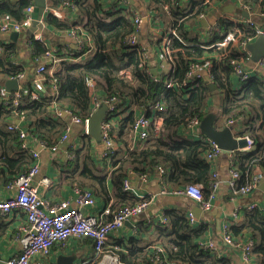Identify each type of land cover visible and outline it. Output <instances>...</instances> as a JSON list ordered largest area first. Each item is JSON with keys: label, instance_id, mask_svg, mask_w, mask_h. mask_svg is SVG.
<instances>
[{"label": "trees", "instance_id": "trees-1", "mask_svg": "<svg viewBox=\"0 0 264 264\" xmlns=\"http://www.w3.org/2000/svg\"><path fill=\"white\" fill-rule=\"evenodd\" d=\"M219 1L189 0L187 5L183 6L182 0H149L147 10L154 12L155 17H168V28H175L181 38L170 39L168 43L163 44L164 48L160 51L162 38L157 39L156 43L151 40L148 49L139 41L140 26L136 27L133 22L129 6L127 8L112 0H69L68 7L76 9V23L80 24L73 23L68 26L51 13L46 16V22L60 29H73L77 26L79 30L83 29L89 42L83 44L80 51L71 50V53L75 52L74 56L80 58L88 53L87 56L83 61L63 60L51 74L47 73L48 82L53 77L56 79L55 98L47 95L40 101L31 100L28 90H23L18 105H13L11 97L4 101L0 99L3 101L0 102V119H5L6 115L12 112L15 114L17 109L18 115H23L26 120L31 121L30 130L25 128L28 135L37 142H44L50 149L57 146L59 137L68 125V121L61 115L53 116L48 113L51 105L68 108L81 119L90 116L93 110L87 80L93 83L95 91H102L105 98L116 97L114 112L107 116L116 118L111 128L116 144L113 153L108 158L98 157L101 149L99 152L96 150L91 136L81 134L82 144L75 147L70 144L71 157L67 159L65 168L63 167V177L66 181L68 179L74 184L73 187L90 189L95 198L97 194L94 190H97L102 197L107 198L104 203L106 205L110 198L105 195L106 175L102 173L100 165L103 161L105 164L108 162L111 167L113 198L117 199L111 202V208L114 209L138 203L146 198L130 200V191L123 188V179L129 177L132 172L155 175V167L158 164L164 169L162 178L167 189L200 182L203 184L204 196L209 194V182L214 169V165L204 158L205 153L210 150L209 142L203 135L200 138L187 135L184 128L194 117L201 119L208 113L207 101L218 91L220 112L226 117V121L232 119L234 123L230 126L237 128L236 135L247 136L254 144V149L250 152L235 150L232 153L233 166L239 172L237 182L242 183L256 171L264 176V73L261 70V75H250L243 81L234 75L232 61H237L245 68L244 61L249 59V54L240 51L233 42L221 49L207 47L230 32L238 42L255 38L254 28L218 14L214 20L217 29L210 31L207 41L203 42L187 27L189 21H199L200 15L206 14L212 5ZM31 2L32 0H0V19L21 21L25 17V8ZM239 2V9L247 6L254 16L264 13V0ZM131 34H135L138 39L135 45L126 41ZM154 45L161 52V60H157L156 55L151 57L149 54ZM1 46L3 52L0 55V72L6 76H18L23 72V67L12 62L19 54L18 44L10 42ZM27 47L31 60L48 51L46 43L34 37L29 39ZM164 62L170 64L167 73L160 71L153 75L145 71L146 67L159 69V63ZM206 62H209L206 69L208 79L215 89H210L202 76L188 75L193 63L204 66ZM232 76L236 77L237 84ZM166 81H170L172 85L167 87ZM158 102L164 103V109L158 112V115L162 116V122L157 133L150 129L145 144L132 146L131 126L136 115L143 111L149 116L151 109ZM132 107L134 109L130 110ZM120 113H123V116L118 118ZM0 137L1 140L15 141L19 148L16 161H19L21 166L17 170L9 171L11 175L8 176L7 183L26 170L33 162V157L29 149L21 148L18 131L4 129L0 124ZM123 148V155H119ZM163 215L165 221H158L157 224L161 229L160 241L152 243L155 245L150 246L151 250L138 248L134 238L129 240L126 248L115 250L124 264H154L151 256L156 245L164 249L163 254L169 261L185 264H229L226 256L199 249L198 240L205 236V224L193 226L186 214L179 209H167ZM106 218L110 219L111 214ZM230 229L235 237H252L255 242L251 251L253 260L255 263L264 264V211L258 208L245 209L242 222L236 226L232 224ZM78 238H88L93 246L91 237ZM97 261L89 264H97Z\"/></svg>", "mask_w": 264, "mask_h": 264}, {"label": "crops", "instance_id": "crops-1", "mask_svg": "<svg viewBox=\"0 0 264 264\" xmlns=\"http://www.w3.org/2000/svg\"><path fill=\"white\" fill-rule=\"evenodd\" d=\"M45 1L46 9L43 15L44 28L41 32L35 33L34 38L40 39L41 41L46 43L48 47L47 52L48 54L53 53V58L60 57L65 61L73 60L71 59V50H76V44L72 36L69 34V29H60L57 26L48 24L46 22V16L50 13L54 15L52 13V9H56L59 15L55 14L54 16L58 17L61 21L67 23V25L70 26L71 24L78 21L76 9H71L70 7H68V5H62L61 0ZM148 1L149 0H128L129 9L139 12V14L141 15L142 23L140 25L138 38L142 44L146 45L147 49L148 43L151 40H154L156 43L157 39H166L171 29V27L168 28V17H155L153 16L154 12L151 11L150 13L147 10V7L149 6ZM188 2L189 0H182L181 4L184 6L187 5ZM30 4L34 7V0H32ZM237 9L238 2L236 0H220L216 4H213L211 8L207 10L206 14H204V19L207 20V23H212L215 20L216 15L218 14L234 19L244 18V16L240 14ZM261 17H256V21L258 24L264 26V18ZM7 19L10 18L0 19V23ZM28 27L29 26L20 30L18 32V36H16L15 38H12L11 36L14 31L0 33V55H2L3 52V46H1V44L6 45L10 42H15L19 46V54L12 59V62L14 64H21L23 67V75L21 77H18V80L20 81V88L17 91H19V93L25 90L28 84L30 85L32 83V80L34 78V71L39 61H46L48 64L47 70L44 72V78H46L47 73L50 74V72L55 67L59 66L58 63L60 61H53V58L49 60L46 58V54H43L35 60L30 59L29 48L27 47L29 39L26 40L21 36V34L24 33ZM187 27L189 31L197 35L201 41H207V34L204 31V26L201 24V19L194 22L189 21V23H187ZM156 45L152 47L153 50L149 51V54L151 57H155L156 55L157 60H161V50L159 51ZM155 49L157 50L156 52ZM87 54H83L81 58L76 57L75 60L83 61ZM152 62L155 63L154 61ZM244 64L250 75L262 74L261 69H257L255 61H253L250 57L249 59L244 61ZM169 69V63H159V69H157V73H160V71L167 73ZM198 75L202 76L205 79L208 73L206 72V70L201 69L199 70ZM10 78H17V76H6L0 72V99H2L3 101L10 97L13 98V95L16 92L11 91L10 94H8L5 90V81ZM232 78L237 84L236 77L232 76ZM43 82L44 89L40 92L41 98L46 97L47 95L50 96V93L54 92L50 82H48L47 80H44ZM96 95H100L101 97H103V92L98 90L96 91ZM2 100H0V102L3 103ZM56 106V109H58L59 111L62 110L61 107L53 104L48 108V113L53 115ZM133 109V107L130 108V110ZM206 109L209 112L215 113L214 127L216 129L230 126L226 121V117L223 116L220 112V93L218 91H215L214 94L209 97ZM14 112L15 114L12 112L11 114L6 115L5 119H0V124L3 125V128L8 130L9 125L18 124L23 129L29 128L30 130L31 121L29 119L26 120L23 115H18L17 113H19V111L17 109H15ZM60 115L62 118H64V120L68 121L67 128L64 130L68 133L67 142L60 143L56 149L50 150L44 145H40V142H37L29 135V145L39 153V172L33 178L32 182L33 184H38L39 193L48 198L51 202L60 199H69L71 201L73 200L74 184H71L68 179L67 181L65 180V178L63 177V171L65 170L64 168L67 164V154L69 153V150H71V148H69L70 144H72L74 147L80 146L82 144V141L80 139L82 129L77 128L75 125H72L74 122L71 119V114L69 112L61 111ZM122 116L123 113H120L118 118H121ZM230 127L232 128L234 137L238 138L239 135H236L237 128L234 125ZM92 141L95 144L96 150L99 152L102 148V144H96L93 139ZM241 150L244 152L246 151L247 153L250 152L251 149H248L247 146H245ZM18 153L19 148L18 144H16L15 141L11 139L1 140L0 137V199H5L8 196L14 194V191L7 190L5 188V185L8 176L11 175L9 171L17 170L18 167L21 166L19 164V161H16V159L18 158ZM123 153L124 148L119 153V155H123ZM228 155V151L222 150V152L213 160L214 170L218 173L220 183L214 197L210 200L211 207L208 210H203L196 201L190 198L180 195L161 193L160 184L158 183L157 178H155L154 174L150 175V178H148L146 181H142L141 179H139V176L137 174H134L133 172L130 173L129 179L131 188L129 193L132 197L130 198V200H138L146 197L150 200V204L143 213L132 218L129 221H126L122 226L118 227L110 233L108 243L106 244L108 248L113 245H118L119 248H117V251L124 249V247L129 244V240L134 238L135 245H137L138 248H141L142 250H151L150 246L155 245L152 243L160 241L159 239L161 229L157 226V224L158 221L161 222L160 217L167 209H179L185 214L188 211H192L194 216L198 220V225L200 226L201 224H205V236L207 235L218 237L221 234V229L225 222L229 221L230 225L234 224V226L240 224L244 219V208L246 209L247 204L263 203L264 190H261L257 187L246 196L234 195L230 191V188L228 186V180L230 178L228 170ZM100 167H102L103 169L102 173L106 175L104 180L106 189L105 195L110 198L109 202L117 201V199L115 200L113 198L114 193L112 190V182L110 176L111 167L109 166L108 162H106L105 164L104 161L102 162ZM49 182L50 185H47ZM94 191L95 194H97L95 198V205L82 208V211L84 213H93L105 206L104 203L107 201V198L105 199L104 196L102 197L100 195V192H98L97 190ZM205 197L207 198L208 195ZM237 208H239V217L237 218V220H233V213L237 210ZM24 219L25 213L19 209L12 210L5 215L0 213V254L3 261L19 253L20 245L17 241L14 240L13 237L17 225ZM119 242L122 243L121 246V243ZM60 254L72 256L74 258V260L71 262L72 264H89L94 262L95 260H98L94 254L92 243L88 238L84 239L71 237L66 242H64L63 245H53L47 255L41 253L35 255L31 260V264H57L56 260L58 255ZM226 257L229 260V264H258L255 263L254 260L249 263L244 262L240 256V253L237 251H233Z\"/></svg>", "mask_w": 264, "mask_h": 264}, {"label": "built area", "instance_id": "built-area-1", "mask_svg": "<svg viewBox=\"0 0 264 264\" xmlns=\"http://www.w3.org/2000/svg\"><path fill=\"white\" fill-rule=\"evenodd\" d=\"M112 1L120 3L125 7L129 6L128 0ZM236 1L238 2L239 6V0ZM61 4L69 5V0H61ZM33 8L34 7L31 4H29L25 8V18L21 22L10 19L2 21L0 23V33L10 31L19 32L20 30L29 26L32 21L31 12L33 11ZM128 10L131 13V18L133 19V22L135 23L136 27H139L142 23L141 15L137 11H132L130 9ZM242 10L247 11L249 13V17H244L240 19H229H233L236 22H241L252 26L255 30V38L259 35L264 36V26L258 24L257 21H255L256 17L264 16V13L254 16V13L251 12L249 7L247 6L246 8H242ZM52 13L54 15H59L56 9H52ZM203 18L204 15H200V19ZM215 24L216 23L214 21L212 23H207V26L204 27V31L206 32L207 36L210 31L217 29V25ZM78 30L79 26L73 29H69V34L72 36L76 44V52L82 49L83 44L89 42L86 32L83 29H80L79 31ZM172 38L181 40L180 35L175 28L170 29L168 37L166 39L163 38L160 50H162L163 44L168 43ZM255 38H248L246 40L238 42L235 39L234 34L230 32L227 33L225 37H223L221 40L216 41L208 45L207 47L221 49L225 47L229 42H233V44H236V46H238V49L240 51H245L247 54H249L246 49V44L255 40ZM126 41L130 45H135L138 42V39L135 34H131L127 37ZM200 45L206 47V45ZM45 54L47 59L50 60L51 58H53V53L48 54V52H46ZM74 54L75 52L71 53V59L73 60L70 61H74L76 59V56H74ZM52 60H60L59 63L63 61V59L60 57L53 58ZM232 64L233 73L239 79L244 81L250 77L249 71L242 65H240L237 61L233 60ZM255 64L257 69L260 68L264 73V58L255 62ZM47 65L48 64L46 61H39L34 71V78L32 80V83L30 85L28 84L27 88L25 89L28 90V95L31 100H41L40 92L44 89L43 81L46 80V78H44V72L47 70ZM208 65L209 62H206L204 66H201L198 63H193L190 66L188 75H198L199 70H206L208 68ZM53 70L50 72V74L53 72ZM150 70L151 69L146 67L145 71L150 72ZM22 75L23 73L18 74L17 78L21 77ZM49 82L54 90V92L50 93V97L55 98L56 79L53 77L49 79ZM87 85L89 87V92L92 99L91 101L93 111L102 102L107 103L108 105V113H106L105 118L101 124L102 148L98 156L108 158L109 155L112 154L113 151L116 149V144L111 134V128L116 118L114 116L107 118V116L114 112L115 102L117 101V98L114 96L110 98H105V96L101 97L100 95H96L93 83L90 80H87ZM171 85L172 83L170 81H166L167 87H170ZM20 99L21 93H19V91H16L13 95V105H18ZM56 108L57 106L55 107V112L53 116H59L61 114V111L69 112L71 114V119L74 123L83 124L81 134H87L86 126L90 116L81 119L79 116L72 114L71 110L68 108L62 109L61 111ZM163 109L164 103L158 102L157 105H155V107L151 109V113L149 116H147L143 111H140L136 115L131 126V134L133 135L132 146H141L145 144L150 129H153L155 133H157L162 122V116L158 115V112L162 111ZM200 121L201 119L197 117L191 119L184 128L185 133L191 137L200 138L202 135L199 128ZM227 122L229 125L234 123L232 119H229ZM8 128L9 130L18 131L19 137L21 139V148L29 149L31 156L33 157V162L30 166L27 167L26 170L20 172L6 183L5 188L7 190L14 191V194L8 196L5 199H0L1 214L5 215L8 214L10 211L17 209L22 210L25 213V219L19 222L13 237L14 240L19 243L20 251L18 254L4 260V262L6 264H31V260L35 255L40 253L47 255L48 252H50L52 245H63L64 242L70 237L78 238L87 236L93 239L94 254L98 259L97 264H124L120 260L118 255L115 253V250H117L118 245H113L109 248L106 245L108 243L109 235L112 231L122 226L126 221H129L132 218L143 213L148 208L150 200L143 198L138 203L132 205H123L114 209L111 208V202H109L96 212L84 213L82 211V208L95 205V197L90 189L74 186V195L72 201L69 199H60L51 202L48 198L39 193L38 184L36 185L32 182L33 178L39 172V153L29 145L28 133L18 124L9 125ZM244 138L246 139L247 148L253 150V141L247 136H244ZM67 139L68 133L67 131H63V133L59 137L57 146L50 148V150L56 149L60 143L67 142ZM206 140L209 142L210 150L205 153L204 158L208 162H210V164H213V160L222 152V149L219 148L215 142L208 139ZM40 145L45 146L44 142H40ZM228 153V170L230 175V178L228 180V186L230 188V191L234 195L246 196L252 190L257 188L258 182L263 179L264 176L262 175V173L256 172L242 183H238L237 178L239 177V172L233 166L231 160L233 151H228ZM70 157L71 154L68 153L67 159ZM155 170V178H157V181L160 184L161 193L187 197L196 201L203 210L210 209V200L214 197L220 183L217 171L213 169L211 173V180L209 182L210 191L208 197L206 198L203 194L202 183H187L180 188L167 189L163 184L162 174L164 172V169L162 165H156ZM137 175L139 176V179H141L142 181H146L148 178H150L151 174L142 173ZM47 185H50V182ZM123 188L130 191L131 185L129 177L123 179ZM253 208H258L261 211H264V199L262 204L249 203L246 205V209ZM238 209L239 208H237V210L233 213V220H237V218L239 217ZM109 214H111V218L107 219L106 217ZM186 217L190 224H192L193 226L198 225V220L194 216L192 211H188L186 213ZM160 220L161 222L165 221L164 215H161ZM230 226L231 225L229 221L225 222L222 226L221 234L218 237L206 235L202 239H199V249L203 252H216L220 256H228L233 251H237L240 253V256L244 262L249 263L253 261L251 251L255 244L254 240L252 239V237L245 235H243L242 237H235V235H233V233L231 232ZM154 249V253L151 256L154 264H185L179 261L167 260L163 254L164 249L161 246H155ZM0 261H3L1 254Z\"/></svg>", "mask_w": 264, "mask_h": 264}, {"label": "water", "instance_id": "water-1", "mask_svg": "<svg viewBox=\"0 0 264 264\" xmlns=\"http://www.w3.org/2000/svg\"><path fill=\"white\" fill-rule=\"evenodd\" d=\"M46 1L34 0V8L31 14L32 21L29 27L25 30L24 33L21 34L23 38L26 40L35 36V33H39L44 28L43 25V15L45 13ZM237 11L242 14L244 17H249V13L242 9H237ZM47 15V14H46ZM264 18V17H261ZM201 24L206 27L207 20L201 19ZM18 32L14 31L12 33V38L18 36ZM37 35V34H36ZM246 49L249 52L250 58L257 62L260 59L264 58V36L259 35L255 38V40L246 44ZM151 74L156 75L157 69L152 68L150 70ZM205 81L207 82L210 89H215V86L212 82H209L208 75L205 77ZM20 81L18 78H10L5 81V90L8 94L11 91H17L20 86ZM106 113H108V105L107 103H100L98 107L92 112L88 119V123L86 126V133L91 136V138L95 141L96 144H102V134H101V124L105 118ZM215 113L208 112L205 116L201 118L200 121V132L201 134L208 140L215 142L219 148L224 151H234L238 149H242L247 146L246 139L244 137H234L232 133V128L230 126H225L221 129H216L214 127ZM77 128L83 129L82 123H73ZM257 187L261 190H264V179H261ZM198 205V204H197ZM198 208V207H197ZM74 260L72 256H66L63 254L58 255L57 264H72L71 262ZM0 264H6L4 261H0Z\"/></svg>", "mask_w": 264, "mask_h": 264}, {"label": "rangeland", "instance_id": "rangeland-1", "mask_svg": "<svg viewBox=\"0 0 264 264\" xmlns=\"http://www.w3.org/2000/svg\"><path fill=\"white\" fill-rule=\"evenodd\" d=\"M209 112V111H208Z\"/></svg>", "mask_w": 264, "mask_h": 264}]
</instances>
